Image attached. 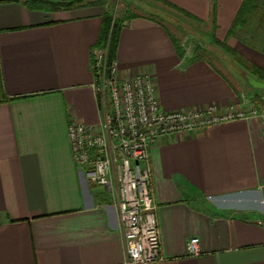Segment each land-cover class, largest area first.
Segmentation results:
<instances>
[{"label":"crops","instance_id":"crops-1","mask_svg":"<svg viewBox=\"0 0 264 264\" xmlns=\"http://www.w3.org/2000/svg\"><path fill=\"white\" fill-rule=\"evenodd\" d=\"M55 1L0 0V264H125L113 196L76 166L68 134L73 121L102 120L93 51L106 15L114 16L103 0L59 10L46 4ZM244 1L138 0L132 12H116L120 72L152 74L166 111H264V93L243 76L264 83V0L249 1L232 30ZM170 14L201 24L206 45L177 41L162 19ZM151 159L163 257L154 264H264L258 119L175 136L156 144ZM238 194L255 199L223 204ZM193 237L197 257L188 255Z\"/></svg>","mask_w":264,"mask_h":264},{"label":"built area","instance_id":"built-area-1","mask_svg":"<svg viewBox=\"0 0 264 264\" xmlns=\"http://www.w3.org/2000/svg\"><path fill=\"white\" fill-rule=\"evenodd\" d=\"M93 70L102 120L96 125L78 121L69 125L73 161L92 185L113 196L126 247L125 264L161 262L153 147L238 119L256 118L264 132V111L235 106L166 111L152 74L121 73L115 60L109 61L108 50L99 47L93 51ZM200 254V240L193 237L188 255Z\"/></svg>","mask_w":264,"mask_h":264},{"label":"rangeland","instance_id":"rangeland-1","mask_svg":"<svg viewBox=\"0 0 264 264\" xmlns=\"http://www.w3.org/2000/svg\"><path fill=\"white\" fill-rule=\"evenodd\" d=\"M99 1H102V0H84L83 2H81L79 4L80 5L81 4H88L89 2H99ZM103 1L106 4H108L109 9L112 12L111 14H113V16H114L112 18H115L116 12L119 14H123V12H128V13L132 12L131 6L135 4L134 2H138V0H103ZM63 2L66 4V1H63ZM74 2L77 3L76 1H74ZM173 16H175V18ZM115 19H114V22H116ZM162 19L164 20V23L166 22L170 26L171 31H175L174 37L177 39V41L181 42L182 44L192 47L191 42L195 40V41H199L200 43H203L204 45H206L204 43L205 42L204 36L206 37V34H205L206 30L204 29L203 26H201V24L193 23L190 19L187 20L184 17L177 15V14H175V15L170 14L167 17L164 15V16H162ZM168 19L176 21V22L169 21ZM174 23L176 24V27H177L176 29L173 28ZM208 40H211V39H208ZM212 43H213L214 48L216 47V48L222 49V47L218 43H216L215 40ZM208 46L209 45H207V47ZM199 50H201V49H199ZM249 87L252 88V90H257V92H259V94L264 93V90H262V89L253 88L251 86H249ZM254 197H255V195H252V194H250V195L238 194V195L233 196L232 198L224 199L223 204L226 206L227 205L228 206L245 205V203L248 202L250 199L251 200L255 199Z\"/></svg>","mask_w":264,"mask_h":264},{"label":"trees","instance_id":"trees-1","mask_svg":"<svg viewBox=\"0 0 264 264\" xmlns=\"http://www.w3.org/2000/svg\"><path fill=\"white\" fill-rule=\"evenodd\" d=\"M57 1V2H56ZM55 2H47L50 7H52L54 10H59L61 8H71L73 6L78 5L79 3L83 2L84 0H56ZM66 1V4L63 2ZM76 1L77 3H75ZM251 0H245L237 17L236 20L232 26L233 29L239 28L245 19L246 14L248 13V10H250L249 3ZM63 2V3H62ZM94 4H98L99 2H93ZM112 17L110 15H106L105 18V24L104 28L102 30V35L100 38V41L98 43L99 48L107 49L109 54V61L113 62L115 51L118 45V35H119V25L118 22H112ZM223 48L228 50L230 53L234 54V51L229 49L226 44H223ZM240 62H244L243 60ZM244 64V63H243Z\"/></svg>","mask_w":264,"mask_h":264},{"label":"water","instance_id":"water-1","mask_svg":"<svg viewBox=\"0 0 264 264\" xmlns=\"http://www.w3.org/2000/svg\"><path fill=\"white\" fill-rule=\"evenodd\" d=\"M245 80L254 88H258V89H263L264 88V83L255 79L254 77H252L251 75L245 73L244 75Z\"/></svg>","mask_w":264,"mask_h":264}]
</instances>
